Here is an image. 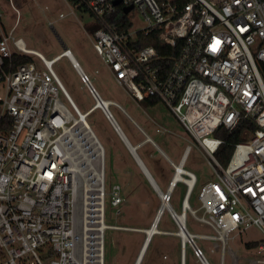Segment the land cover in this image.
<instances>
[{
  "label": "built area",
  "instance_id": "1",
  "mask_svg": "<svg viewBox=\"0 0 264 264\" xmlns=\"http://www.w3.org/2000/svg\"><path fill=\"white\" fill-rule=\"evenodd\" d=\"M9 1L16 11L9 32L0 13V264H106L109 229L140 231L106 221L107 196L112 207L124 197L118 184L107 190L105 148L87 122L94 109L112 121L110 107L117 103L103 99L69 48L47 58L16 38L20 11ZM115 1L80 0L102 25L92 33L96 53L130 97L163 102L216 173L201 186L194 209L189 199L198 178L185 167L188 146L174 164V176L181 175L174 189L186 188L181 212L171 206L173 192L161 197L170 204L167 212L189 233L202 264L211 262L197 243L201 238L220 242V264L227 255L233 264H264V0ZM133 12L143 19L139 29ZM123 16L132 23L129 29L121 28ZM140 33H157L172 48L181 41L178 55L133 45ZM15 56L33 61L14 65ZM63 57L94 100L85 113L55 71ZM243 126V140L222 164L216 154L225 140L217 132L233 134ZM187 212L214 234L190 233L186 219L180 226L177 216ZM253 229L262 236L245 243L252 255L239 257L229 240Z\"/></svg>",
  "mask_w": 264,
  "mask_h": 264
},
{
  "label": "rangeland",
  "instance_id": "2",
  "mask_svg": "<svg viewBox=\"0 0 264 264\" xmlns=\"http://www.w3.org/2000/svg\"><path fill=\"white\" fill-rule=\"evenodd\" d=\"M12 2L20 11L19 20L14 31L16 38H22L28 49L38 51L47 58L59 55L65 47L69 48L74 58L90 76L103 99L116 101L127 108L128 103L131 102L130 96L117 84L93 47L91 29L95 22V17L89 11L71 3L69 0H12ZM0 13L3 15L1 23L4 31L9 32L16 22V11L9 0L0 2ZM131 17L134 28H141L143 24L142 17L135 12L132 13ZM54 68L79 110L82 113L89 111L94 105V100L87 89L83 87L80 77L69 59L63 57L56 62ZM61 99L70 108L68 101L63 95H61ZM111 111L116 116L117 110L114 106L111 107ZM144 111L145 114L143 116L145 118L155 119L158 124L152 123L153 132L150 134L161 144L173 161L179 163L186 148L191 146L185 167L194 172L198 178V184L191 203L194 209H198L200 207L198 200L199 190L203 184L216 179L214 169L163 102L148 106ZM87 122L105 148L107 190L109 191L113 185L118 184L121 186L122 196L124 197V202L121 205L112 207L110 196H107L105 203L107 223L137 227L139 229L140 227L149 226L161 207L162 199L158 198L157 201L148 199L147 202H142V206H140L142 210H139V213L128 212L129 201L127 196L130 194L131 188L125 186L126 180L122 163L123 157L120 155V140L114 135L110 123L103 116L100 109L92 110L87 117ZM158 129L160 131H157ZM172 132H177L178 135ZM155 159L160 160L159 158ZM159 163L158 168L161 169L164 176H169L170 170H166L164 167L168 165L170 168V164L165 159L164 162ZM167 186L168 182L165 183L163 189H166ZM185 189L183 184H179L175 189L174 197L172 194L170 203L178 213L181 212ZM162 192L165 194L167 190ZM155 208L157 213H154ZM132 214H136L137 218H133ZM165 214L161 225L158 227L159 230L162 231L164 228L174 230L177 233L179 228L174 225L167 210ZM202 214V212L198 213L199 216H202ZM186 220L190 233L199 235L214 234L211 228L197 221L192 213L187 212ZM161 236L162 234L155 235L142 264H181V260H184V264H202L194 255L189 243L183 247L179 236L175 235V240L169 241L161 238ZM231 236L234 235L232 234ZM259 236L261 237L262 234L258 233L257 229L243 231L235 239L229 240V246L238 253L239 257L252 255L245 247V243L252 237L257 238ZM145 238V234L139 231L109 229L106 233L105 263L135 264ZM197 243L203 249L211 264H220V242L201 238L197 240ZM240 263H242V260ZM226 264H233L228 255Z\"/></svg>",
  "mask_w": 264,
  "mask_h": 264
},
{
  "label": "crops",
  "instance_id": "3",
  "mask_svg": "<svg viewBox=\"0 0 264 264\" xmlns=\"http://www.w3.org/2000/svg\"><path fill=\"white\" fill-rule=\"evenodd\" d=\"M106 67L108 68L107 65H106ZM108 70L111 73L109 68H108ZM111 75H113V74L111 73ZM70 98H71V96H70ZM130 98H131V102L128 103L127 108H126V106H123L122 104H120L116 101L115 102L117 103V106L113 105L117 110L116 116L113 114L112 111L111 112L113 114V118L116 121L117 125L113 121L108 120L105 117V115L103 114V112L102 111L101 112H102L103 116L107 119V121L110 123V125L114 131V135H116L120 140V145H121L120 146L121 147L120 155H121V157H123L122 163L124 166L123 167L124 168V176H125V180H126L125 186L131 188V192L127 196L128 201H129L128 212L129 213H139V210H142V208H140V206H142V202L143 203L147 202L148 199H152L153 201H157L158 198H161V195L155 189V187L152 185L147 174L144 172V170L138 164L136 157H135L130 146L136 147V152L139 155V157L141 158V160L142 161L145 160V162L143 161V163L145 164L147 170L152 175L153 179L155 180V182L157 183V185L159 186L161 191H166V190L168 191L169 186H170V182L172 181V179L174 177V171H175L174 164L178 165L179 163H176L175 161H173L171 159L170 155L161 146V144H159L158 141H156L153 138V136L150 134L151 132H153L152 131V128H153L152 123H154L156 125H158V124H157L155 119H152V118L147 119L143 116L145 114L144 110L148 106L143 103L144 101L137 102L132 97H130ZM72 101H73V99H72ZM110 101H113V100H110ZM111 107H110V109H111ZM163 130H165V129H163ZM172 133L178 135L177 132H172ZM155 158H159L160 160L155 159ZM164 159L171 166L170 168L168 167V165H165V167H164V169L170 170L169 176L168 175L164 176V174L161 172V169L158 168V166L160 164L159 162H164ZM161 164H163V163H161ZM166 182H168V186L166 187V189H163V186L165 185ZM183 186H185V185L183 184ZM175 189L173 191V197H174ZM184 197H185V193H184L183 199H184ZM183 199H182V202H183ZM181 205H182V203H181ZM154 211H155L154 213H157L156 208ZM165 215L166 214L164 212L161 216V220L159 221V225H161V222H162ZM132 216L135 219L137 218L136 214H132ZM169 217L172 219V217L170 215H169ZM153 221H151L150 225L147 227H145V226L140 227L141 231H139V232H142L145 234L144 230L149 229L151 227ZM172 222L174 223V225L176 227H178L173 219H172ZM135 228H137V227H135ZM161 232H162V233H160V234H162L161 238L166 239L168 241L169 240H175L174 238H175L176 233L174 232V230H167V229L163 228ZM145 237H146V234H145ZM181 264H184V260H181Z\"/></svg>",
  "mask_w": 264,
  "mask_h": 264
},
{
  "label": "trees",
  "instance_id": "4",
  "mask_svg": "<svg viewBox=\"0 0 264 264\" xmlns=\"http://www.w3.org/2000/svg\"><path fill=\"white\" fill-rule=\"evenodd\" d=\"M0 1H2V0H0ZM69 1L73 4L79 5L82 8H85L83 6V4L80 2V0H69ZM190 1L191 0H179V2L182 4L188 3ZM85 10H87V9L85 8ZM119 25H121V24H119ZM131 25H132V23L129 21L128 17L123 16L121 28L126 30V29H129L131 27ZM101 27H102V25L100 24L98 19L95 18V22H94L92 29H91L92 33ZM180 44H181V41H178L177 46L174 48H172L170 46L163 45V43H161V41L158 39L157 33H152V34H148V35L140 33L138 36V40L135 43H133V45H136L139 48L153 45L159 50V52L162 56H171V55L177 56L179 53V49L181 47ZM31 61H33V59L29 56H15L14 57V65H18V64H22V63H29ZM159 102L160 101L156 98H147L144 100L143 103L146 104L147 106H154V105L158 104ZM245 127L243 126L242 129L238 130L237 132H235L233 134H230L229 132L224 131L222 128L217 132V136H220L221 138H223L225 140L224 145L219 149V151L216 154L217 160H219L222 164H226L229 161V159L233 153L234 145L237 142L243 140L242 131L244 130ZM143 161L145 162V160H143ZM196 187H195L194 191L192 192L191 197L189 199L190 204L192 203L193 195L195 193ZM185 193H186V191H185Z\"/></svg>",
  "mask_w": 264,
  "mask_h": 264
},
{
  "label": "bare ground",
  "instance_id": "5",
  "mask_svg": "<svg viewBox=\"0 0 264 264\" xmlns=\"http://www.w3.org/2000/svg\"><path fill=\"white\" fill-rule=\"evenodd\" d=\"M92 112V111H91ZM180 168V167H179ZM181 180V175L180 174H176L173 179H172V184H170L169 186V190L171 192H173L174 190V186ZM170 182V183H171ZM188 185H189V188L192 189L193 187V181H189L188 182ZM164 197V194L162 195V198ZM188 207V203L185 201V208L187 209ZM170 209V204L165 200L158 213L156 214L155 216V219L151 225V227L149 229H146L145 231V234H146V238H145V241L139 251V254H138V257H137V260L135 262V264H142L145 256H146V253H147V250L149 248V245L150 243L152 242L154 236L156 234H160L162 233L160 230H159V221L161 220V216L162 214L166 211V210H169ZM179 216H177V221L179 223L180 226H183L184 224V220L186 219L187 217V213L185 214H178ZM160 219V220H159ZM141 231V230H140ZM144 232V231H143ZM177 236L180 237L181 239V242L183 243V241L185 242V245H187L188 243V237H187V233L185 232V230H179L177 233H176Z\"/></svg>",
  "mask_w": 264,
  "mask_h": 264
},
{
  "label": "water",
  "instance_id": "6",
  "mask_svg": "<svg viewBox=\"0 0 264 264\" xmlns=\"http://www.w3.org/2000/svg\"><path fill=\"white\" fill-rule=\"evenodd\" d=\"M119 2H120V0H116V1H115V4L118 5ZM132 8H133L132 5L129 6V7H127V8H124V13L127 14ZM65 48H66V47H65ZM112 121L117 125V123H116V121L114 120V118H112ZM130 147H131V149H132V151H133V153H134V155H135V157H136V160H137L138 164L141 166V168H142V169L144 170V172L147 174V176H148V178L150 179L152 185L155 187V189L160 193V195H161V197H162V195H163L164 193L161 191V189L159 188V186L157 185V183H156L155 180L153 179L152 175H151V174L149 173V171L147 170L145 164L143 163V161L141 160V158H140L139 155L137 154V152H136V147H132V146H130ZM170 192H171V191L168 190V191L164 194V195H165V198H166L167 194L170 193ZM188 197H189V193L187 194L186 199H188ZM167 202H168V201H167ZM162 203H163V202H162ZM161 205H162V204H161ZM159 220H160V219H159ZM185 232H186V231H185ZM186 233H187V237H188V239H190L191 236L189 235L188 232H186ZM183 246H185V243H184V242H183Z\"/></svg>",
  "mask_w": 264,
  "mask_h": 264
}]
</instances>
